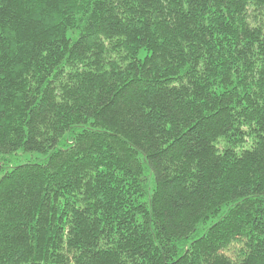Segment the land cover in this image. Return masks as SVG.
<instances>
[{"label": "trees", "instance_id": "trees-1", "mask_svg": "<svg viewBox=\"0 0 264 264\" xmlns=\"http://www.w3.org/2000/svg\"><path fill=\"white\" fill-rule=\"evenodd\" d=\"M0 264H264V0H0Z\"/></svg>", "mask_w": 264, "mask_h": 264}, {"label": "rangeland", "instance_id": "rangeland-1", "mask_svg": "<svg viewBox=\"0 0 264 264\" xmlns=\"http://www.w3.org/2000/svg\"><path fill=\"white\" fill-rule=\"evenodd\" d=\"M43 161V157L40 155H36V154H23L20 156H15L13 157V163L12 165L15 164H23V163H27V162H31V163H40Z\"/></svg>", "mask_w": 264, "mask_h": 264}]
</instances>
